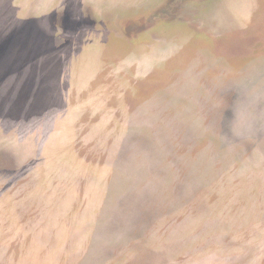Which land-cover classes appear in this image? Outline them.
Wrapping results in <instances>:
<instances>
[{"label":"rangeland","instance_id":"rangeland-1","mask_svg":"<svg viewBox=\"0 0 264 264\" xmlns=\"http://www.w3.org/2000/svg\"><path fill=\"white\" fill-rule=\"evenodd\" d=\"M0 264H264V0H0Z\"/></svg>","mask_w":264,"mask_h":264}]
</instances>
